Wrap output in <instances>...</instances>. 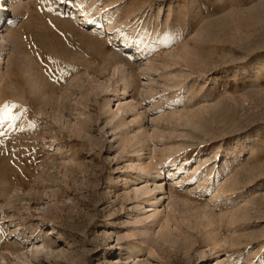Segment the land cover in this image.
I'll return each instance as SVG.
<instances>
[{
	"label": "rangeland",
	"instance_id": "374dc122",
	"mask_svg": "<svg viewBox=\"0 0 264 264\" xmlns=\"http://www.w3.org/2000/svg\"><path fill=\"white\" fill-rule=\"evenodd\" d=\"M15 1L0 264H264V0Z\"/></svg>",
	"mask_w": 264,
	"mask_h": 264
},
{
	"label": "bare ground",
	"instance_id": "6f19581e",
	"mask_svg": "<svg viewBox=\"0 0 264 264\" xmlns=\"http://www.w3.org/2000/svg\"><path fill=\"white\" fill-rule=\"evenodd\" d=\"M5 2V0H0V19L2 18V16H5V13H6V8H5V4H3L2 2ZM6 1H12V3H14V6H12V8L13 7H15V4H16V1L15 0H6ZM66 1V0H65ZM76 2V1H75ZM73 0H72V2H71V0L69 1V3L70 4H74L75 3ZM6 3V2H5ZM20 5V4H19ZM75 5L77 6L78 5V3H75ZM74 5V6H75ZM17 7H15V8H13L12 10H13V12H14V15L16 14L17 15V9H16ZM72 8V7H71ZM76 9H77V7H76ZM73 10V9H72ZM75 10V9H74ZM79 14H78V16H76V18L75 19H80V17H85L84 19L86 20V22L85 23H91V21H90V19L88 18V16H87V13L83 10V9H79L78 11H77ZM15 15V16H16ZM19 15V14H18ZM17 17V16H16ZM79 17V18H78ZM74 19V20H75ZM10 21V20H9ZM11 21H12V23H13V21L14 20H12L11 19ZM0 22H1V20H0ZM92 24V23H91ZM86 25H88V24H86ZM89 26V25H88ZM93 26H100V23L99 22H95L94 24H93ZM1 28H2V25H0V31H1ZM93 28V27H92ZM101 28V27H100ZM95 30V29H94ZM6 31H7V29H6ZM96 31V30H95ZM8 33V32H7ZM6 35V34H5ZM8 36H10V35H6V36H4V37H2V38H0V50L2 51V49L5 47L4 46V43H5V41H6V37H8ZM0 51V53H2ZM19 61V59L18 60H16L15 62L16 63H14V65L11 63V65H10V67H9V69H8V71L10 70V72L13 74V73H15V67L17 66L16 64H18L17 62ZM0 63H1V60H0ZM17 76V75H16ZM128 85H125L124 86V94L127 92V89H128ZM151 89V88H150ZM151 92H152V90H150ZM114 118H115V116H114ZM113 120V119H112ZM111 120V121H112ZM122 121H120L119 123H121ZM122 124V123H121ZM120 127V124H113V126H112V128L113 129H118ZM81 130H83V127H81ZM155 136V135H154ZM154 136H152V137H150V136H148L147 134L143 137V139H140L139 140V142H141L142 143V145H143V147L145 146L144 144L146 143V144H148V146H150V145H152V142L154 141V139H155V137ZM135 146V145H134ZM137 148H139V147H137ZM182 148H180V150H181ZM142 150H143V148H140L139 150H138V152H137V155L138 156H141V152H142ZM169 153V152H168ZM171 153L172 152H170V155H171ZM160 157V156H159ZM170 157V156H169ZM169 159H171V158H169ZM158 160V159H157ZM177 162H178V159H175V160H168V157H161L160 158V160L159 161H157V162H155L154 163V165H156V167H155V169L158 167V166H160V168H157L156 170V172H157V174H158V177L159 178H162V176H163V174H161L160 173V169H162L163 168V165L165 166L167 163H171V165L172 166H176L177 165ZM181 164V162L179 163V165ZM141 165L143 166V163H141ZM152 165V164H151ZM179 165L176 167V169H179ZM139 167H141V166H139ZM145 167H141V169H142V174L143 175H147V171H146V169H144ZM150 168V167H149ZM152 168H153V166H152ZM151 169V168H150ZM150 169H148L149 170V172L151 171ZM154 169V168H153ZM181 169V168H180ZM149 172H148V174H149ZM174 174V173H173ZM176 182H177V180H176ZM236 182V181H235ZM234 182V183H235ZM230 186V185H229ZM162 187V189H165V187H164V184L161 186ZM227 187V186H226ZM231 187V186H230ZM230 189H234V186L232 185V188H230ZM151 189L150 188H147V189H145L144 191H143V193H142V196H144L143 197V199H146V198H148L149 197V194L151 193ZM228 191V190H227ZM170 192L171 193H173L174 191H173V189L170 187ZM157 199V196L154 198V200H156ZM158 202H160V200L158 201ZM154 203L152 202V205H153ZM137 206H139V205H137ZM152 216V215H151ZM233 217V216H232ZM149 218V217H148ZM236 218V217H235ZM156 220H154V222H155ZM170 221V219H168L167 220V222H169ZM157 222V221H156ZM165 228V227H164ZM54 232V231H53ZM167 234H168V232H167ZM170 234H172V233H170ZM149 236V232H147V234H146V236ZM161 235H166V234H164V232L161 234L160 233V237H161ZM147 236V238L146 239H149V240H146V242L148 243V247L150 248V247H153V246H155V244H157V240L155 239H152L151 237L149 238ZM168 236V235H167ZM170 236V235H169ZM212 236H215V234L214 235H212ZM211 238V235H210V237H209V239ZM225 240V239H224ZM212 241H213V244L211 245V249H213V251L215 250V252H216V254H219V253H221L219 250H217V248L218 247H220V245L221 246H223V250L224 251H226V253H228V255L229 254H232V253H234V252H236L237 251V249L235 248L236 246H237V244L238 243H235V242H233V243H228L226 240L225 241H220L219 239H212ZM222 249V248H221ZM222 250V251H223ZM239 253V252H238ZM229 260V259H228ZM226 262H224V261H222L221 262V264H225Z\"/></svg>",
	"mask_w": 264,
	"mask_h": 264
},
{
	"label": "snow or ice",
	"instance_id": "6c2138e0",
	"mask_svg": "<svg viewBox=\"0 0 264 264\" xmlns=\"http://www.w3.org/2000/svg\"><path fill=\"white\" fill-rule=\"evenodd\" d=\"M49 12H57L58 15H68V13H61L58 9L48 8ZM91 23H95L92 21ZM55 27V25H53ZM21 117L19 115H14L11 112L10 106L6 103L0 105V136L5 134L4 129L15 127V121L19 120Z\"/></svg>",
	"mask_w": 264,
	"mask_h": 264
}]
</instances>
